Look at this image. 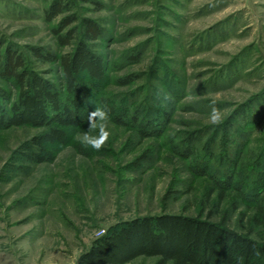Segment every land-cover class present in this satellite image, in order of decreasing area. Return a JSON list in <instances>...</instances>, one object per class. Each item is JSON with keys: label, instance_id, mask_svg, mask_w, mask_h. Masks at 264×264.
I'll list each match as a JSON object with an SVG mask.
<instances>
[{"label": "rangeland", "instance_id": "1", "mask_svg": "<svg viewBox=\"0 0 264 264\" xmlns=\"http://www.w3.org/2000/svg\"><path fill=\"white\" fill-rule=\"evenodd\" d=\"M70 1L64 15L92 18L105 31L90 43L109 66L104 81L90 82V109H108L103 99H112L118 113L128 108V124H117L108 109L106 121H87L70 129L66 144L48 146L54 159L42 163L30 160L28 145L43 128L0 132V264H78L109 227L164 211L245 230L257 212L248 193L258 188L264 162V151L263 160L250 157L264 149V0ZM51 2L0 0V39L59 84L58 63L33 52L71 50L54 33L64 15L46 19ZM129 75L130 84L117 82ZM0 85L17 93L13 82L0 77ZM137 116L167 126L144 136ZM102 125L107 138L98 150L82 141ZM228 177L232 188L221 186ZM158 261L141 256L127 264Z\"/></svg>", "mask_w": 264, "mask_h": 264}, {"label": "trees", "instance_id": "2", "mask_svg": "<svg viewBox=\"0 0 264 264\" xmlns=\"http://www.w3.org/2000/svg\"><path fill=\"white\" fill-rule=\"evenodd\" d=\"M70 4V0H52L46 19L52 22L66 14ZM54 33L61 46L71 48L69 52L57 55L37 47L33 52L44 61L58 63L62 73L59 84L34 69L23 51L0 39V77L17 88L14 94L0 85V132L20 126L43 128L28 145L30 160L35 163L53 160L48 146L66 144L70 129L88 121L90 82L104 81L109 70L104 54L90 44L105 37L104 27L98 21L64 15ZM134 58L139 60L140 55ZM134 79V75H129L117 82L128 85ZM103 102L117 124H128V108L118 113L112 99L105 98ZM165 114L168 118L169 113ZM144 118L141 122L137 116L134 121L139 123L144 136L159 135L167 126L162 119ZM184 140L189 149L190 139ZM190 150H194L193 146ZM263 151L250 157L263 160ZM260 174L258 188L248 193L257 212L249 217L245 230L203 215L164 211L138 216L109 227L81 254L78 264H127L141 256H158V264H264V162ZM233 185V177L221 182L226 188ZM241 194L248 196L244 191Z\"/></svg>", "mask_w": 264, "mask_h": 264}, {"label": "clouds", "instance_id": "3", "mask_svg": "<svg viewBox=\"0 0 264 264\" xmlns=\"http://www.w3.org/2000/svg\"><path fill=\"white\" fill-rule=\"evenodd\" d=\"M158 96H162L163 100H168L169 97L167 93H164L163 90H160L157 92ZM108 115V109L106 107H95L93 111L88 113V124L89 127H94L97 123V121H106ZM211 119L213 123H218L222 119V114L217 108L212 109V115ZM102 131L99 133L98 136H90L89 134L85 133L84 136L82 137V141L86 144H90L93 148L99 149L103 142L104 139L107 138V132L103 130V125Z\"/></svg>", "mask_w": 264, "mask_h": 264}]
</instances>
